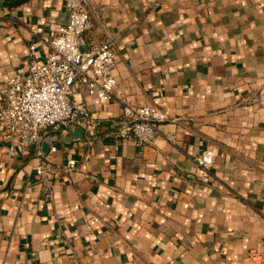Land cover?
<instances>
[{"label":"crops","instance_id":"crops-1","mask_svg":"<svg viewBox=\"0 0 264 264\" xmlns=\"http://www.w3.org/2000/svg\"><path fill=\"white\" fill-rule=\"evenodd\" d=\"M91 1L92 39L116 41V95L81 91L100 123L83 140L44 134L54 168L78 162L50 183L41 143L12 155L0 137V264H264V0ZM68 21L64 0H0V112L30 47L43 60ZM126 105L168 115L153 145L114 138Z\"/></svg>","mask_w":264,"mask_h":264},{"label":"built area","instance_id":"built-area-1","mask_svg":"<svg viewBox=\"0 0 264 264\" xmlns=\"http://www.w3.org/2000/svg\"><path fill=\"white\" fill-rule=\"evenodd\" d=\"M64 2L69 21L48 42L44 59L37 55V45H32L28 70L11 77L1 89L5 106L0 112V137L9 143L12 155L29 154L50 129L57 131L64 127L66 132L69 125L75 124L85 131H96L100 123L78 99L82 90L101 103L112 101L116 95L119 84L116 41L92 39L91 0ZM167 119L168 115L158 107L126 105L123 119L111 124L112 135L116 140L134 142L139 147L153 145L161 135L160 124ZM168 140L174 143L175 136ZM56 151L55 147L51 149L52 153ZM216 157L215 150H208L197 163L209 168ZM77 168L78 162L72 159L68 166L56 169L45 156L36 172L46 184L58 173L72 174Z\"/></svg>","mask_w":264,"mask_h":264},{"label":"water","instance_id":"water-1","mask_svg":"<svg viewBox=\"0 0 264 264\" xmlns=\"http://www.w3.org/2000/svg\"><path fill=\"white\" fill-rule=\"evenodd\" d=\"M29 0H20V1H16V2H13V3H5L6 5L8 6H19V5H22V4H25L27 3ZM73 128H76V130L74 131L73 135L72 136H69L67 138L64 139V142L65 143H74L76 141H79V140H83L84 139V132L85 130L82 128V127H79L75 124H71L67 127V130H71ZM64 130V127H61L59 130L56 131V133H59V134H62ZM45 142V139L43 138L42 139V142H41V155L42 156H46V152L45 150L43 149V144ZM53 147H51L52 149Z\"/></svg>","mask_w":264,"mask_h":264},{"label":"trees","instance_id":"trees-1","mask_svg":"<svg viewBox=\"0 0 264 264\" xmlns=\"http://www.w3.org/2000/svg\"><path fill=\"white\" fill-rule=\"evenodd\" d=\"M2 2L4 3H13V2H16V1H20V0H11V1H8V0H1Z\"/></svg>","mask_w":264,"mask_h":264}]
</instances>
